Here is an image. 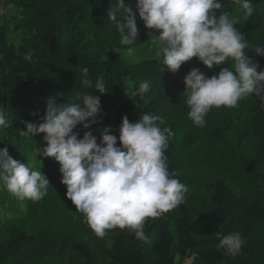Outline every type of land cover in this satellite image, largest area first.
<instances>
[{"label": "trees", "instance_id": "16d2710c", "mask_svg": "<svg viewBox=\"0 0 264 264\" xmlns=\"http://www.w3.org/2000/svg\"><path fill=\"white\" fill-rule=\"evenodd\" d=\"M223 2L220 11L229 12L231 17L242 15L238 6ZM125 3L134 8L136 0ZM4 4L6 11L0 17V108L12 126L0 129V149L7 147L14 159L24 162L35 142L46 146L43 134L23 136L21 131L26 130L25 121H40L50 97L62 104L78 92H94L80 85L81 65L89 67L93 83L103 78L108 85L109 92L104 95L94 93L100 96L103 108L98 123L91 128L98 142L109 125L111 134L118 137L124 116L135 122L141 114L152 113L162 118V122L158 121L162 128L173 126L167 119L173 112L188 116L183 80L198 66L190 60L173 74L156 57H127L120 46L119 33L111 41L90 33L88 26L97 22L116 30L106 16L110 0H4ZM252 6L253 15L242 26L255 34L250 45L264 44V0H252ZM137 27L136 48L158 35L147 29L139 17ZM29 53L31 61L25 59ZM248 55L259 64L258 71L264 69V58L251 51ZM160 68L165 70L161 72ZM200 71L211 77L219 70L204 67ZM145 80L151 84L149 92L136 94ZM247 100L244 114L249 121L235 139L241 152L235 161L251 174V195L240 191L233 179L208 177L206 200L197 204L192 187L186 185L183 204L146 221V242L118 227L100 239L66 198L58 162L43 158L41 171L50 182L47 195L35 203H20V212L13 204L14 213L7 218L15 219L17 226H11L9 219L0 220V264H175L176 256L189 258L188 264H264V102L255 96ZM227 110L223 106L214 108L205 118V126L192 125L187 145L196 139L197 128H205L202 130L206 136L219 146L229 143L230 132L240 128L235 116L209 125L216 118L220 120ZM37 111L38 116L30 115ZM77 131L82 137L85 130L78 126ZM176 150L171 137L166 155L170 171L179 179ZM235 231L244 239L240 253L228 256L217 251L219 239Z\"/></svg>", "mask_w": 264, "mask_h": 264}, {"label": "clouds", "instance_id": "9594fccd", "mask_svg": "<svg viewBox=\"0 0 264 264\" xmlns=\"http://www.w3.org/2000/svg\"><path fill=\"white\" fill-rule=\"evenodd\" d=\"M227 2L238 6L245 20L252 17V0ZM110 4L106 16L118 31L127 57L136 54L139 17L147 29L158 33L153 41L155 57L167 71L175 74L193 58L208 69L230 65L220 67L211 77L195 67L184 76V102L194 126H205V118L214 108H237L240 101L251 96L264 102V69L258 71L259 64L248 55L251 51L264 58V44H249L236 27L238 20L220 11L223 0H136L134 8L125 0H110ZM25 59L31 61L32 54ZM79 75L80 85L94 92H78L62 104L50 97L40 121H25L26 130L21 134H43L46 146L37 148V155L58 162L66 198L83 214L97 238H104L109 230L118 227L146 242V221L183 204L188 191L170 171L166 155L175 133L171 126H160V116L145 112L135 122L122 117L118 137L111 134V125L104 128L98 142L91 128L98 123L103 108L100 96L94 93L104 95L109 92L108 85L103 78L93 83L87 66L81 65ZM150 87L149 81H142L136 94L148 93ZM11 126L8 115L0 108V129ZM78 126L85 130L82 137ZM0 183L17 200L34 203L47 195L50 185L41 170L14 159L7 147L0 149ZM243 244L242 234L231 232L219 239L217 251L236 256Z\"/></svg>", "mask_w": 264, "mask_h": 264}, {"label": "rangeland", "instance_id": "374dc122", "mask_svg": "<svg viewBox=\"0 0 264 264\" xmlns=\"http://www.w3.org/2000/svg\"><path fill=\"white\" fill-rule=\"evenodd\" d=\"M262 2V1H261ZM260 8V5L257 4V9ZM254 9V6H253ZM11 11V9H10ZM242 15H238L235 18L238 20L236 27L241 30L243 34H245V38L248 40L249 44L253 43L255 34L251 31H247L242 25L245 23V19ZM249 19V18H248ZM88 29L90 33L93 35H97L99 39L105 37L107 41H111L115 39L116 35L118 34L117 30L104 28L99 22L95 23V25H89ZM156 38H153L149 42H146L136 48V54L134 57H131V60L135 59H143V58H153L155 57L156 46L153 41ZM195 62V65L198 66L199 69H203L204 65L199 62H196V58L192 59ZM229 64H224L221 66L215 67L216 70H220V67H229ZM247 98L239 102V106L237 108H231L223 113V116L220 120H212L209 122L211 126L212 122H224L225 118L227 119L228 116L236 117L238 119L237 123H239V130L238 127L236 130H232L229 134L230 140L229 143H223L222 145H217L214 141L210 140L206 136V131L202 130L205 128H197L199 129V133L196 136V139L193 143L187 145L186 139L188 138L190 129L192 128L193 122L189 119L187 115H183L178 112H173L171 116L167 119L170 124H173L171 127L175 135L172 137L176 143V156H177V163L180 165L179 171L181 176L179 178L180 182L184 183L185 185L191 186L193 195L195 198L193 200L200 204L201 200H206L208 194V187H209V179L212 176L221 175L226 179H233L235 181V185L240 191L245 193L246 195H251L252 191V181L251 174L248 173L244 167L238 165L235 161V156H241V152H239V148L235 145V139L238 137L240 130L247 127L248 124V117L244 114L245 108L247 105ZM240 112V116H236L237 113ZM206 125V126H209ZM35 139V138H33ZM32 147L30 146L28 150L31 151L28 154L27 158L24 160L25 163L32 164L34 166V170H41L43 165V157L37 155V148L44 147L41 143L35 142ZM29 151V152H30ZM239 152V154H238ZM21 159V157H20ZM218 166V168L214 169L213 166ZM44 173V171H43ZM28 203L29 200L20 201L17 200L14 196H12L6 188L0 183V220L5 218L7 220L8 216H11L14 213L15 209H12L16 205L20 212L22 209L19 207L20 203ZM19 203V204H18ZM17 210V209H16ZM8 223L11 226H17V222H14L15 219H9ZM29 225L31 222L28 221ZM190 259H181L179 256H176L175 264H188Z\"/></svg>", "mask_w": 264, "mask_h": 264}, {"label": "built area", "instance_id": "2783aa9c", "mask_svg": "<svg viewBox=\"0 0 264 264\" xmlns=\"http://www.w3.org/2000/svg\"><path fill=\"white\" fill-rule=\"evenodd\" d=\"M5 11H6V5L4 4V0H0V17L3 16Z\"/></svg>", "mask_w": 264, "mask_h": 264}]
</instances>
